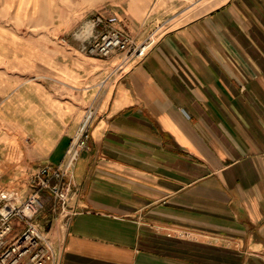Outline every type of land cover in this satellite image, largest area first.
Returning <instances> with one entry per match:
<instances>
[{
    "label": "crops",
    "instance_id": "0c3cea01",
    "mask_svg": "<svg viewBox=\"0 0 264 264\" xmlns=\"http://www.w3.org/2000/svg\"><path fill=\"white\" fill-rule=\"evenodd\" d=\"M125 3L102 16L157 40L116 71L72 32L0 54V189L31 192L92 105L68 205L34 216L56 264H264V0Z\"/></svg>",
    "mask_w": 264,
    "mask_h": 264
},
{
    "label": "built area",
    "instance_id": "2783aa9c",
    "mask_svg": "<svg viewBox=\"0 0 264 264\" xmlns=\"http://www.w3.org/2000/svg\"><path fill=\"white\" fill-rule=\"evenodd\" d=\"M112 20L113 17L105 19L100 14L92 15L73 35L82 39L83 47L90 54L108 55L113 50H122L120 60L113 66V71H116L142 59L156 42L157 34L154 30L150 31L137 41L113 26ZM61 40L66 39L61 37ZM93 116L94 107L89 105L71 135L61 161L38 167L32 179L33 189L25 197L19 199L14 191L0 189V264H56L52 246L34 216L42 189L54 195L62 209L68 205L71 195L70 171L81 149L87 144ZM16 225H20L19 230H16Z\"/></svg>",
    "mask_w": 264,
    "mask_h": 264
},
{
    "label": "rangeland",
    "instance_id": "374dc122",
    "mask_svg": "<svg viewBox=\"0 0 264 264\" xmlns=\"http://www.w3.org/2000/svg\"><path fill=\"white\" fill-rule=\"evenodd\" d=\"M125 2L126 0H0V54L13 52L10 46L16 45L17 41H47L48 35L54 30L73 33L92 15H102L113 7L126 4ZM2 183L0 181V186ZM46 193L47 190L42 189L41 198Z\"/></svg>",
    "mask_w": 264,
    "mask_h": 264
}]
</instances>
